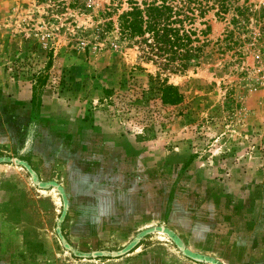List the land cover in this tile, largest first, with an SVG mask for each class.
I'll return each mask as SVG.
<instances>
[{
	"label": "rangeland",
	"instance_id": "obj_1",
	"mask_svg": "<svg viewBox=\"0 0 264 264\" xmlns=\"http://www.w3.org/2000/svg\"><path fill=\"white\" fill-rule=\"evenodd\" d=\"M124 1L0 0V264H264V0L207 13L185 70ZM148 74L181 103L122 113Z\"/></svg>",
	"mask_w": 264,
	"mask_h": 264
},
{
	"label": "trees",
	"instance_id": "obj_2",
	"mask_svg": "<svg viewBox=\"0 0 264 264\" xmlns=\"http://www.w3.org/2000/svg\"><path fill=\"white\" fill-rule=\"evenodd\" d=\"M55 1V0H53ZM62 2L63 0H56ZM247 0H125V9L116 16V28L122 39L138 41L147 60H158L162 67L170 70H185L198 58L204 37L209 27L204 20L207 13L221 18L229 11L241 13ZM107 23L110 24L108 21ZM196 26H203L198 29ZM203 42V40H201ZM32 91L40 89L46 77L42 71L31 75ZM134 81V82H133ZM121 83L122 113L143 109L148 102L158 107H175L182 97L178 89L158 75H147L144 82H136L133 77ZM110 98L112 90H105ZM140 107V108H138ZM146 112H148L146 110Z\"/></svg>",
	"mask_w": 264,
	"mask_h": 264
}]
</instances>
